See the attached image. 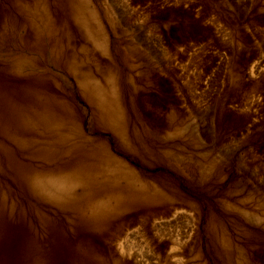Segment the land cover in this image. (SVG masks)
I'll return each mask as SVG.
<instances>
[{"label":"rangeland","instance_id":"rangeland-1","mask_svg":"<svg viewBox=\"0 0 264 264\" xmlns=\"http://www.w3.org/2000/svg\"><path fill=\"white\" fill-rule=\"evenodd\" d=\"M57 1L0 0V264H264V0H81L98 115L44 38ZM53 104L121 125L87 134L125 168Z\"/></svg>","mask_w":264,"mask_h":264},{"label":"bare ground","instance_id":"bare-ground-1","mask_svg":"<svg viewBox=\"0 0 264 264\" xmlns=\"http://www.w3.org/2000/svg\"><path fill=\"white\" fill-rule=\"evenodd\" d=\"M80 1L81 0H58L56 2V6L58 7V14L56 15L57 24L54 25L53 29L48 30L47 35L44 36V38L46 37V39L50 43V46L52 47V53L55 54V58H58L60 52L62 51V46L66 45L68 47L72 44V48L65 53V62L63 63V67L74 78H76L78 84L82 87V91H84L85 94L92 96L90 102L96 109V115H98L100 111L104 109V106L106 108L113 107L112 105L115 100L114 97L112 98L113 102L111 100L105 99L101 92H99L98 88H96L95 85L91 84L90 78L95 75H100L101 77H110L111 73H108L109 71L107 69L106 63H103V66L101 67L102 70L99 71V74H94L91 69H84L79 65L80 60L78 53L83 54L84 51H86V44H90L94 46V48H98L99 45H102V38H100L101 31L96 22H93V20L89 16L86 17V15L84 14L86 13V11H82V4L80 3ZM85 7L89 11L88 5H86ZM86 9L84 8V10ZM87 15H89V12ZM58 24L60 28H58ZM35 30L37 29L34 28L33 31ZM58 31H60L62 34H65V36L63 38H60L57 34ZM30 33L27 34L28 41L31 43L30 48L34 50L37 49L39 44V34L34 32ZM41 33L45 35V32ZM91 58L95 62L102 63V61L99 60V56L92 55ZM111 90H113L112 86ZM110 102H112V105ZM45 103L49 107L50 105L52 107V104H50L49 102L46 101ZM53 106L58 112H60V116H62L63 119V121L59 123V127L62 128L64 124L65 129H68V126H72L73 124L75 136H79L80 138H82L83 141L81 140V143L83 142L82 145L86 148V151L88 150L87 152L89 154L99 155L101 153L110 165L119 168H125L122 163L118 162L107 153L106 145L103 142H101L98 138L88 135L89 133L94 132L97 128H105L111 131L116 141L117 139H121L123 137V130L121 128V125H119L116 121H112L111 118H107L108 121H99L95 125H91L92 127L89 126L88 128H86L87 132H85L78 125L73 116L70 117L61 107H58L55 104H53ZM42 108L45 110L44 106ZM43 113L44 111L38 113L39 119L42 118L41 116ZM54 138L59 139L60 137L55 136Z\"/></svg>","mask_w":264,"mask_h":264}]
</instances>
